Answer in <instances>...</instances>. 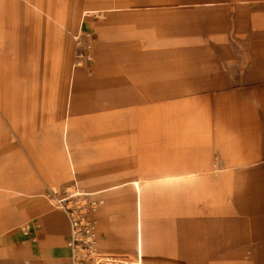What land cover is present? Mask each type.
<instances>
[{
  "label": "rangeland",
  "instance_id": "rangeland-1",
  "mask_svg": "<svg viewBox=\"0 0 264 264\" xmlns=\"http://www.w3.org/2000/svg\"><path fill=\"white\" fill-rule=\"evenodd\" d=\"M13 1L0 0V264L11 228L64 216L57 199L76 190L94 203L97 253L160 264L194 218L214 252L232 232L214 222L245 185L234 172L264 161V0H58L56 16ZM236 117L248 126L231 129ZM242 137L255 154L230 158ZM135 189L149 203L138 251Z\"/></svg>",
  "mask_w": 264,
  "mask_h": 264
},
{
  "label": "crops",
  "instance_id": "crops-1",
  "mask_svg": "<svg viewBox=\"0 0 264 264\" xmlns=\"http://www.w3.org/2000/svg\"><path fill=\"white\" fill-rule=\"evenodd\" d=\"M5 1V4H4ZM26 1V0H25ZM137 1V0H136ZM144 0H139L142 3ZM27 2V1H26ZM101 5L99 12H105L112 6L118 5V3H131L132 0H96ZM6 3H14L13 0H3V12L7 8ZM29 3V2H27ZM43 7H49L51 4L54 6V12L59 10L58 0H40ZM34 6V2L32 3ZM31 3L30 6L33 7ZM51 6V7H53ZM35 8V7H34ZM40 11V6L36 7ZM95 6L88 7L87 11L83 13V16L94 12ZM97 10V9H96ZM3 12L0 13L3 16ZM52 14V17H55ZM82 16V19L84 17ZM23 26L24 21H27V17H20ZM58 19H56L57 21ZM40 20V28L44 26ZM241 21V18H237V22ZM24 27V26H23ZM25 30V28H24ZM35 55V54H34ZM35 61V59H34ZM36 74L35 64L33 61L30 63L28 72ZM30 72V73H31ZM139 76L144 79L151 78H163L164 73L151 74L146 69L139 71ZM28 78V77H27ZM30 81H35L33 77L28 78ZM152 108V107H146ZM231 117H235L231 115ZM237 119L228 123L231 129L248 126L246 120ZM189 121V120H188ZM194 122V121H193ZM246 138L240 140V142L246 141ZM244 147H241L239 151L227 152L230 158L239 157L245 158L253 156L251 146L247 142H244ZM223 145V143H221ZM224 146V145H223ZM226 149V146L223 147ZM250 150V151H249ZM65 173H61L60 177L64 178ZM236 176L241 177V181L244 182V187L240 191H236V196L229 207V222L221 223L222 218L220 215L216 218V226L220 230L221 225L228 224L232 231L227 237L223 239L219 238L217 243H211L215 247L214 252L206 253L205 240L200 232L195 227L199 224V219L194 218L192 220L182 219L177 221L175 225L176 238L170 241H166L157 250V261L160 264H264V233L260 236L254 237L253 230L260 229L264 231V161L243 167L242 169L234 172ZM220 180V179H219ZM226 180V178H222ZM132 183H140L138 180H134ZM206 183L196 182L190 185V188H204ZM104 190L90 191L92 195L100 193ZM135 210H136V237H137V251L140 249V240L142 234V222L143 218L147 215L148 199L146 194L141 193V189H135ZM26 192L32 193L26 189ZM89 193V192H88ZM88 193H85L89 195ZM40 213V211H29ZM220 214V211H217ZM64 214V213H63ZM65 216V215H64ZM62 213L58 211H47L44 216L39 218L38 221L31 223L28 228V232L25 234L22 232L23 228L16 230L11 228L10 232H7L3 238L4 242V264H24L25 259L27 264H71L70 251L66 246L68 239V225L67 220ZM126 226L124 230H126ZM216 240V239H215ZM128 247V243L123 245ZM255 248V249H254ZM214 249V248H213ZM67 257L68 260H67Z\"/></svg>",
  "mask_w": 264,
  "mask_h": 264
},
{
  "label": "built area",
  "instance_id": "built-area-1",
  "mask_svg": "<svg viewBox=\"0 0 264 264\" xmlns=\"http://www.w3.org/2000/svg\"><path fill=\"white\" fill-rule=\"evenodd\" d=\"M84 196L81 191L76 190L57 199L58 206L67 220L66 246L70 251L71 264H133L134 262L126 257L95 251L96 226L92 215L94 203L84 204ZM137 260H139V254H137Z\"/></svg>",
  "mask_w": 264,
  "mask_h": 264
},
{
  "label": "bare ground",
  "instance_id": "bare-ground-1",
  "mask_svg": "<svg viewBox=\"0 0 264 264\" xmlns=\"http://www.w3.org/2000/svg\"><path fill=\"white\" fill-rule=\"evenodd\" d=\"M89 195H92V194H90V193H88Z\"/></svg>",
  "mask_w": 264,
  "mask_h": 264
}]
</instances>
